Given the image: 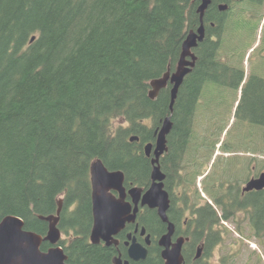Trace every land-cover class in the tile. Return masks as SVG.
Wrapping results in <instances>:
<instances>
[{"label":"trees","instance_id":"1","mask_svg":"<svg viewBox=\"0 0 264 264\" xmlns=\"http://www.w3.org/2000/svg\"><path fill=\"white\" fill-rule=\"evenodd\" d=\"M199 3L0 0V222L19 217L27 231L45 237L50 224L41 217L59 216L69 264H113L114 249L90 241L96 161L122 171L126 187L149 188L153 166L145 145L156 143V129L171 117L161 167L181 168L196 138L200 103L215 106L216 88L241 90L237 117L264 129V83H244V70L227 76L223 47L208 38L194 49L196 65L173 111L171 84L150 98L152 82L177 70L187 35L199 26ZM211 17L205 16L209 34ZM223 74L233 81L216 84ZM218 142L202 144L215 149ZM197 180L195 174L186 185L198 194ZM140 223L156 239L145 263L163 264L157 240L165 225L150 210Z\"/></svg>","mask_w":264,"mask_h":264},{"label":"flooded vegetation","instance_id":"2","mask_svg":"<svg viewBox=\"0 0 264 264\" xmlns=\"http://www.w3.org/2000/svg\"><path fill=\"white\" fill-rule=\"evenodd\" d=\"M202 3L203 0H200L198 8ZM207 13L212 16L211 34L206 28ZM263 18L264 0H211L203 18L204 41L208 38L213 43L222 45V66L227 76L236 77L235 72L241 73L245 56L254 54L259 49L262 50L261 64H264V41L257 46L258 27ZM201 24L199 14L198 28ZM223 55H226L225 59ZM251 78L264 83V76L257 75L255 71L253 76L245 78L244 75L245 82ZM232 81V79L224 78L223 74L218 75L216 84H228ZM199 147L204 148L206 152L216 150L212 144H198V150ZM249 152H253V156L249 158H216L212 164L213 160L208 164L210 168L207 170L208 153L198 159L179 160L181 168L172 169L168 165L164 172L166 176L164 189L170 200L169 221L174 225L171 249L182 242L184 259L182 264H238L241 248L248 252L245 264H264V189L245 191L252 180L259 179L264 173V159L257 157L263 153V147ZM186 164L188 168L185 167ZM195 174H198V179L202 181L198 194L194 186L186 185L188 178ZM133 187L125 186V201L130 203L134 210L136 204L129 194ZM149 188H142L143 194ZM112 194L120 198L118 192L113 191ZM138 208L135 222H127L125 227L112 237L109 244L104 240L97 244L114 249L116 255L113 264L119 258L123 264L126 262L143 264L148 260L155 246V237L145 226L141 225L140 217L146 214L147 210L156 212L157 210L142 206V201L139 202ZM163 224L165 225L163 235H165L169 231V224ZM143 229L146 230L144 235L142 234ZM148 236H150L149 240ZM134 239L148 250L146 259L136 262L130 258L129 249ZM159 239L157 242L162 257L163 248L159 245ZM62 240L63 238L57 245L50 243L47 251L43 252H48L53 247H61L65 252V248L60 246ZM209 247L210 253L208 252ZM199 249H201L200 255ZM162 260L165 264L166 261L163 258Z\"/></svg>","mask_w":264,"mask_h":264},{"label":"water","instance_id":"3","mask_svg":"<svg viewBox=\"0 0 264 264\" xmlns=\"http://www.w3.org/2000/svg\"><path fill=\"white\" fill-rule=\"evenodd\" d=\"M211 4V0H203L198 12L200 14L201 26L196 31H191L183 44L181 58L177 70L168 72L162 78L152 82L150 98L156 99L161 90L172 85L170 110L173 111L179 90L184 83L186 76L196 65L197 57L194 53L199 43L205 38L203 18L205 10ZM173 122L171 117L164 120L161 127L155 131L156 143H149L144 147V153L151 159L153 166L151 187L143 194V189L133 187L129 194L136 204L133 210L132 205L125 201L126 188L125 175L122 171H109L102 161H97L92 166V202L94 225L91 233V243L97 245L101 240L109 241L121 231L127 222H135L139 211V202L142 206L156 209L160 220L169 224V231L159 239V245L163 248L162 258L165 264H182V242L171 249V237L174 233V225L170 223L168 210L170 208L169 195L164 189L165 174L161 167V157L168 151L167 137L171 133ZM131 142L139 141L138 137H132ZM264 173L259 179L252 180L245 191L263 190ZM120 194L116 198L112 192ZM62 208V204L60 203ZM60 215V211L58 213ZM49 222L50 228L47 236L43 237L37 233L27 231L24 221L15 216H8L0 222V264H68V257L60 247H53L48 252H42L41 246L44 242L57 245L62 239L61 231L58 228L59 217H41ZM143 229L142 234H145ZM150 236L147 237L149 240ZM150 244V241H148ZM199 255L201 249H199ZM148 250L134 239L130 249V258L134 261L147 258ZM115 264H123L122 260L116 259ZM124 264H129L126 262Z\"/></svg>","mask_w":264,"mask_h":264},{"label":"rangeland","instance_id":"4","mask_svg":"<svg viewBox=\"0 0 264 264\" xmlns=\"http://www.w3.org/2000/svg\"><path fill=\"white\" fill-rule=\"evenodd\" d=\"M257 46L264 41V18L259 23ZM262 50H257L254 54L245 56L243 70L245 72V78L253 76L254 71L259 76H264V64L262 65L261 58ZM224 59L226 55H223ZM251 91V90H250ZM214 92L211 93V96ZM215 106L214 103L206 102L203 99L200 103V110L196 117V129L195 139L192 142L191 153L187 155V160L202 158V155L208 153L206 160V170L210 168L208 164H211L216 158H249L253 156V152L263 147V153L261 156H257L264 159V129L259 127H253L244 122L241 117H237L236 111L241 101V90L236 91L234 88H216L215 89ZM249 97H251L249 95ZM217 105V106H216ZM248 106V105H247ZM246 106L244 107V109ZM119 122H115L117 127ZM219 140L216 150L213 152H206L203 149L198 150V144L204 143V141L212 142ZM221 145L231 148L226 152L221 149ZM250 153V154H248ZM198 154L200 156H198ZM202 181L197 180V186L200 187ZM65 235L62 238L64 240ZM66 239V238H65ZM251 250V247L249 248ZM240 257L238 258V264H245L247 261L248 252L243 250L239 251ZM264 255V252H263Z\"/></svg>","mask_w":264,"mask_h":264},{"label":"bare ground","instance_id":"5","mask_svg":"<svg viewBox=\"0 0 264 264\" xmlns=\"http://www.w3.org/2000/svg\"><path fill=\"white\" fill-rule=\"evenodd\" d=\"M198 10H199V8H198ZM198 15H199V12H198ZM172 73V72H171ZM97 162V161H96ZM61 212V211H60Z\"/></svg>","mask_w":264,"mask_h":264}]
</instances>
